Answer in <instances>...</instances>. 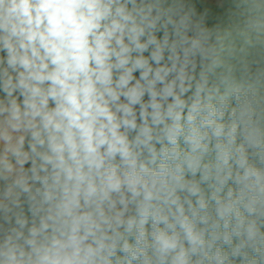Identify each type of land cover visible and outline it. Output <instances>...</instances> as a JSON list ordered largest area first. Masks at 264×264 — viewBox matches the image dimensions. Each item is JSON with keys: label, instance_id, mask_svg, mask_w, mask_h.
Here are the masks:
<instances>
[{"label": "clouds", "instance_id": "9594fccd", "mask_svg": "<svg viewBox=\"0 0 264 264\" xmlns=\"http://www.w3.org/2000/svg\"><path fill=\"white\" fill-rule=\"evenodd\" d=\"M247 2L233 37L198 0H0V264H264Z\"/></svg>", "mask_w": 264, "mask_h": 264}, {"label": "built area", "instance_id": "2783aa9c", "mask_svg": "<svg viewBox=\"0 0 264 264\" xmlns=\"http://www.w3.org/2000/svg\"><path fill=\"white\" fill-rule=\"evenodd\" d=\"M250 4L247 0H240L235 6L226 12L227 28L237 34L244 26L246 17L249 15Z\"/></svg>", "mask_w": 264, "mask_h": 264}, {"label": "trees", "instance_id": "16d2710c", "mask_svg": "<svg viewBox=\"0 0 264 264\" xmlns=\"http://www.w3.org/2000/svg\"><path fill=\"white\" fill-rule=\"evenodd\" d=\"M239 1H240V0H223V6H224V8H223V10L220 12V17H219V19H212V20H210V21L215 22V23H219V24L221 25V27H222L223 30L228 31V32H231V31L227 28V26H226V12H227V10H228L229 8L235 6ZM198 4H199V6H200V8H201L202 10L207 11L208 14H209V10L207 9V5L205 4L204 0H198ZM231 33H232V36H233V37H236L237 34H235V33H233V32H231ZM145 55H147V53H146ZM138 73H139V72L137 71L136 73H134V75H135V74H138Z\"/></svg>", "mask_w": 264, "mask_h": 264}, {"label": "rangeland", "instance_id": "374dc122", "mask_svg": "<svg viewBox=\"0 0 264 264\" xmlns=\"http://www.w3.org/2000/svg\"><path fill=\"white\" fill-rule=\"evenodd\" d=\"M204 2L207 5V9L209 10V19H219L220 12L224 8L223 0H204ZM135 76L139 78V73L135 74Z\"/></svg>", "mask_w": 264, "mask_h": 264}]
</instances>
